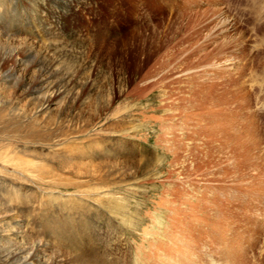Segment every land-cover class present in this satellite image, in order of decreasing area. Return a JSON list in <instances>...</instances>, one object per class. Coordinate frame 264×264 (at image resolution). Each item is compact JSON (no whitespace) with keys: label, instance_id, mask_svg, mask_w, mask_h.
<instances>
[{"label":"rangeland","instance_id":"rangeland-1","mask_svg":"<svg viewBox=\"0 0 264 264\" xmlns=\"http://www.w3.org/2000/svg\"><path fill=\"white\" fill-rule=\"evenodd\" d=\"M0 107V264H264V0H0Z\"/></svg>","mask_w":264,"mask_h":264},{"label":"bare ground","instance_id":"bare-ground-1","mask_svg":"<svg viewBox=\"0 0 264 264\" xmlns=\"http://www.w3.org/2000/svg\"><path fill=\"white\" fill-rule=\"evenodd\" d=\"M0 109H2V108L0 107ZM3 109H4V108H3ZM3 109L0 111V116H1V114H2V112H3ZM11 112H14V111H11V110H10V113H11Z\"/></svg>","mask_w":264,"mask_h":264}]
</instances>
